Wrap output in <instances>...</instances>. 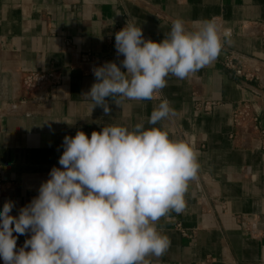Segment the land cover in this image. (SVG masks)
Instances as JSON below:
<instances>
[{
  "label": "crops",
  "instance_id": "crops-1",
  "mask_svg": "<svg viewBox=\"0 0 264 264\" xmlns=\"http://www.w3.org/2000/svg\"><path fill=\"white\" fill-rule=\"evenodd\" d=\"M176 19L189 31L213 21L221 33L232 30V42L195 76H169L152 100L119 107L108 98L109 115L93 108L83 96L95 82L93 67L124 58L115 33L135 23L159 42ZM263 24L264 0H0V211L12 200L17 215L38 195L51 168L60 167L65 135L90 137L102 126L141 121L149 127L147 118L167 98L176 114L155 126L193 144L200 168L185 210L160 220L171 246L151 264H264V134L231 123L236 104L247 103L264 132ZM226 51L256 79L226 70ZM27 72L55 74L56 84L26 93L20 80ZM206 102L214 104L208 112L198 108ZM29 236H21L22 246Z\"/></svg>",
  "mask_w": 264,
  "mask_h": 264
},
{
  "label": "clouds",
  "instance_id": "clouds-1",
  "mask_svg": "<svg viewBox=\"0 0 264 264\" xmlns=\"http://www.w3.org/2000/svg\"><path fill=\"white\" fill-rule=\"evenodd\" d=\"M231 37L230 28L221 33L210 20L189 31L176 19L156 42L127 22L115 33L123 60L93 67L95 82L83 96L105 115L108 98L119 107L152 100L169 76L184 80L214 63ZM175 114L164 98L147 118L149 127L141 121L102 126L90 137L79 130L65 135L60 167L51 168L38 195L17 215L12 200L0 211L3 264H151L149 258L164 256L171 241L158 224L185 210L200 168L193 144L155 126ZM28 234L17 248L18 237Z\"/></svg>",
  "mask_w": 264,
  "mask_h": 264
},
{
  "label": "built area",
  "instance_id": "built-area-1",
  "mask_svg": "<svg viewBox=\"0 0 264 264\" xmlns=\"http://www.w3.org/2000/svg\"><path fill=\"white\" fill-rule=\"evenodd\" d=\"M260 34L264 39V24ZM222 65L226 70L232 71L235 76L241 77L244 80L256 79L254 74L250 72H245L243 70L244 67L242 65V60L240 56L233 52H227L222 62ZM53 84H56V75L51 73L27 72L22 75L20 80L21 89L29 94H39L46 87L51 86ZM213 106V103L206 102L202 105H199L198 108L205 112H208L212 109ZM231 123L232 126L235 128L250 129L258 137H262L264 134L263 130L258 124L257 117L252 112L250 105L247 103L236 104L231 115ZM21 246V236H19L17 239V248ZM0 264H3L2 260H0Z\"/></svg>",
  "mask_w": 264,
  "mask_h": 264
}]
</instances>
